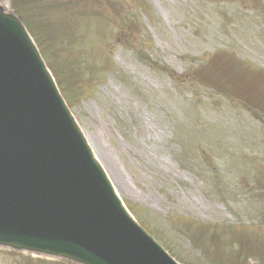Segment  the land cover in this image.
<instances>
[{
	"label": "rangeland",
	"instance_id": "obj_1",
	"mask_svg": "<svg viewBox=\"0 0 264 264\" xmlns=\"http://www.w3.org/2000/svg\"><path fill=\"white\" fill-rule=\"evenodd\" d=\"M1 3L27 20L127 206L180 262L238 264L264 247V128L240 96L264 106V0ZM216 67L213 92L201 80ZM244 146L255 159L234 156ZM227 224L245 228L232 237ZM0 264L66 263L0 248Z\"/></svg>",
	"mask_w": 264,
	"mask_h": 264
},
{
	"label": "water",
	"instance_id": "obj_2",
	"mask_svg": "<svg viewBox=\"0 0 264 264\" xmlns=\"http://www.w3.org/2000/svg\"><path fill=\"white\" fill-rule=\"evenodd\" d=\"M22 25L13 18L10 15H7L4 13L3 8L0 6V31L5 32L8 34V36H11L14 38L13 35L17 34L18 36L23 35L22 31ZM2 45L1 39H0V46ZM28 49H30L28 47ZM33 98L30 97V101L33 102ZM35 103V102H34ZM34 103H28L31 105V108L35 105ZM26 112V109H24ZM1 114V111H0ZM67 120V119H66ZM71 121V120H70ZM67 120L68 124L65 122L64 124V132L66 133L63 137L60 139L57 138L56 140V149L61 148L62 151L64 150H69V153L72 155L71 157L67 159H57L58 155L63 157V152H60L56 154V149L54 151V158L56 154V160H59L63 165L65 166L66 170L68 171L69 175L74 174V177H77L78 174H83L82 177H79L75 183L77 186H80L79 189H77L74 193H86L82 198L79 196H73L68 200V211L72 212V218L78 217L76 222L79 224V228H77V237H72V240L69 241L68 243L72 248H80L81 250H85V226L89 222H92L94 218L97 215H100L101 213H104L105 209L102 204H99L98 201H93V197L91 196V193H96V190H98L99 193H103V195H106L108 192V195L111 194V186L106 180L103 172L100 170L98 165H95V163H92L93 157L91 155V152L89 148L86 146L84 143L83 139L78 135V133L75 131L73 128V125L71 122ZM72 132H71V130ZM12 129H9L11 131ZM34 129H29V130H22V134L24 136L30 135V137H35L38 140H34L33 145L30 146L29 141H27V151L33 150L34 145L39 142L40 146H45V147H51L52 149L54 146L51 144V142L43 138L38 132L33 131ZM74 138H73V134ZM12 136V134H11ZM46 136H49L46 134ZM71 139L73 141L72 143H69L68 141ZM10 140V139H8ZM76 141V142H75ZM8 149L10 152L12 151H17V144L14 141H10L8 143ZM23 152V150H20ZM51 151V150H50ZM49 151V152H50ZM72 152H76L77 156H75V153L72 154ZM30 156V155H29ZM32 160H34V157H30ZM28 163H31L30 161H27ZM95 162V161H94ZM88 163L90 164V169L96 171L100 178L97 176L91 175L89 176L90 173H87V165ZM80 168V169H79ZM27 169V168H26ZM79 169V170H78ZM102 177V178H101ZM89 179L94 181L97 186L95 189H93L90 186ZM24 186L18 185L16 187V190H23ZM106 188V190H105ZM110 200H106L108 202ZM115 202H117L115 200ZM117 204V203H116ZM3 206L2 204L0 207ZM117 209L120 212V216L123 219L124 212L120 205H117ZM73 213H75L73 215ZM126 218V217H125ZM2 219L1 214H0V220ZM127 222L129 220L126 218ZM6 222L10 224L12 221L10 219H6ZM49 224H55L56 223V213H51L49 216ZM130 228L131 233L126 236H118L117 231L114 228L112 224H107L104 223L101 226L97 228H93L89 231H95L94 236H90L92 240H94V246L92 247V252H89L90 257L88 258L89 261H91V264H108L110 262V258L108 257V252L106 251L108 248H106L108 244L112 243L115 239V237H120L124 239L123 246L126 249V252L122 255L124 256L123 260L117 262V264H171L170 261L165 257V255L152 243L150 242L143 234L140 233L139 229L130 222L127 224ZM3 226H5L3 224ZM2 226V228H3ZM48 228L51 234L55 235L57 230L53 229L50 225H47L45 228L39 227L33 230V228H30L27 231H25V234L27 236H31V238H36L38 236H44L45 229ZM44 231V232H43ZM27 232V233H26ZM32 235H28V234ZM88 233V231L86 232ZM47 234V233H46ZM2 236V235H1ZM36 236V237H33ZM47 236V235H45ZM3 237V236H2ZM14 236L11 234H5L3 239L1 240L2 242L9 243V240H13ZM21 238V237H19ZM25 244L23 243H18L17 246H25V245H31L33 247H37L35 245H32L31 241L24 240ZM98 257H102V262H99Z\"/></svg>",
	"mask_w": 264,
	"mask_h": 264
},
{
	"label": "bare ground",
	"instance_id": "obj_3",
	"mask_svg": "<svg viewBox=\"0 0 264 264\" xmlns=\"http://www.w3.org/2000/svg\"><path fill=\"white\" fill-rule=\"evenodd\" d=\"M14 36V39H15V44L19 45V44H22L24 45V43L22 42V40L20 39V37L15 34L13 35ZM25 78V77H24ZM19 84L22 88V85H21V81L19 80ZM1 85V84H0ZM15 94H16V90L12 91L8 97V100L12 99V100H16L18 97H15Z\"/></svg>",
	"mask_w": 264,
	"mask_h": 264
}]
</instances>
